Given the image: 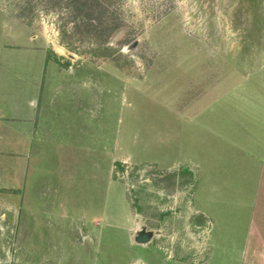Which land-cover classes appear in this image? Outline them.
Masks as SVG:
<instances>
[{
  "label": "rangeland",
  "instance_id": "obj_1",
  "mask_svg": "<svg viewBox=\"0 0 264 264\" xmlns=\"http://www.w3.org/2000/svg\"><path fill=\"white\" fill-rule=\"evenodd\" d=\"M65 3L0 0V264H264V0Z\"/></svg>",
  "mask_w": 264,
  "mask_h": 264
},
{
  "label": "trees",
  "instance_id": "obj_2",
  "mask_svg": "<svg viewBox=\"0 0 264 264\" xmlns=\"http://www.w3.org/2000/svg\"><path fill=\"white\" fill-rule=\"evenodd\" d=\"M65 1V8L72 12V23L80 22V26L88 33H98L99 38L107 41L110 33L114 31L117 26L111 23L108 18L109 11L105 7L102 0H62Z\"/></svg>",
  "mask_w": 264,
  "mask_h": 264
},
{
  "label": "water",
  "instance_id": "obj_3",
  "mask_svg": "<svg viewBox=\"0 0 264 264\" xmlns=\"http://www.w3.org/2000/svg\"><path fill=\"white\" fill-rule=\"evenodd\" d=\"M138 46V41H135L133 44H131L129 47H127L126 51H131L136 49ZM155 232L148 230L145 226H140L136 232L135 236L133 238L134 242L139 245H145L151 242V240L154 238Z\"/></svg>",
  "mask_w": 264,
  "mask_h": 264
},
{
  "label": "crops",
  "instance_id": "obj_4",
  "mask_svg": "<svg viewBox=\"0 0 264 264\" xmlns=\"http://www.w3.org/2000/svg\"><path fill=\"white\" fill-rule=\"evenodd\" d=\"M28 106L30 108H34V103L32 100L31 101L29 100ZM45 107H46V103L43 102V104L41 105V109L39 111V113L41 112L40 117L44 113ZM24 114H25L24 122H26V124L27 123L29 124L30 123L29 121L32 120L33 115H31L32 114L31 112L29 114H27V112H25ZM25 131H26V133H25L26 134L25 135V144L28 145L27 146L28 150H32V146L34 144V139H32V136H29V135L27 136V133H30V132H27V128L25 129ZM32 135H33V133H32Z\"/></svg>",
  "mask_w": 264,
  "mask_h": 264
}]
</instances>
